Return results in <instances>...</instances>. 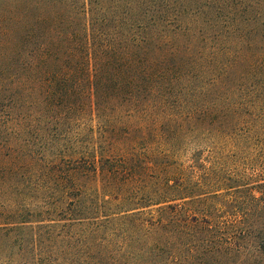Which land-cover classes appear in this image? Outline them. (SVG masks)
<instances>
[{
  "label": "trees",
  "instance_id": "16d2710c",
  "mask_svg": "<svg viewBox=\"0 0 264 264\" xmlns=\"http://www.w3.org/2000/svg\"><path fill=\"white\" fill-rule=\"evenodd\" d=\"M232 157L264 169V0H0V264H180L188 219L207 264Z\"/></svg>",
  "mask_w": 264,
  "mask_h": 264
},
{
  "label": "rangeland",
  "instance_id": "374dc122",
  "mask_svg": "<svg viewBox=\"0 0 264 264\" xmlns=\"http://www.w3.org/2000/svg\"><path fill=\"white\" fill-rule=\"evenodd\" d=\"M186 142L188 143L182 148L178 156L179 162L183 163L184 169H190L192 165V154L198 148L202 150L199 157L202 162L208 165V140L197 141L196 139L189 138ZM223 160L224 169H219L222 173H216L218 179L221 182L223 178H226L225 174H228L230 177L237 178V181H239L238 185H240L242 189L239 190L241 191L240 193H236V191L225 192V187H223L221 183L214 187L208 186V194L216 191L218 192L217 194H223V196L214 200H210L211 196L208 197V211L210 214L208 215L207 264H264V234L250 237L242 234L237 235L235 231L236 229H247L248 231L252 230L251 233L256 235L257 231L254 228L264 223V216L259 217L258 213H253V215L248 216L246 219H242L241 217V210L245 209L244 204H246L244 200H247L255 211H257L256 208L262 207L261 204L264 203L263 189L260 188L259 185L264 181V169L262 171L260 166L251 163L249 158L232 157ZM188 172L191 171L189 170ZM219 188H223V190ZM249 194L260 201L251 202V196L249 197ZM230 195L231 197L233 195L243 196L244 200L240 199L243 200L241 209H238V207L233 204H227L226 201H224L231 200ZM245 195L246 197H244ZM234 208H237V210L234 211ZM156 210V207L146 209L144 211L145 216L141 219L156 216ZM203 223L199 222L194 224L189 219L179 222L178 237L182 242V246L180 245L179 247L180 264H199L194 261L193 256L195 255L192 253L189 255L190 259L185 260L187 255L182 247L184 243H186V234L191 233V231L194 232L195 228H198L200 224L203 225ZM239 238H244L242 243H235ZM236 244H239V247Z\"/></svg>",
  "mask_w": 264,
  "mask_h": 264
}]
</instances>
